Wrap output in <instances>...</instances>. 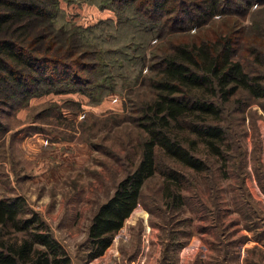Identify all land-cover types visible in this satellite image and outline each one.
<instances>
[{
  "label": "rangeland",
  "instance_id": "1",
  "mask_svg": "<svg viewBox=\"0 0 264 264\" xmlns=\"http://www.w3.org/2000/svg\"><path fill=\"white\" fill-rule=\"evenodd\" d=\"M99 1L58 0L51 18L57 33L37 35L54 33L60 38L80 33L84 47L78 52L97 46V36L114 38L101 49L131 56L138 53L126 45L147 43L149 61L142 78L132 90L111 93L100 102L94 100L95 92L91 97L63 86L45 87L29 97L10 91V97H1L0 199L23 197L27 208L48 224L72 264H264V99L244 92L239 96L244 102L240 111L235 99L225 105V159L201 143L197 152L210 162L209 170L199 173L158 155L159 169L166 166L186 176V204L167 207L165 177L157 173L145 184L144 200L113 245L89 260L92 218L138 158L144 133L135 122L142 103L153 96L148 79L156 73L149 66L158 60L152 54L165 53L176 43L236 33L235 59L248 73L264 77V0L249 6L244 0L227 1L235 10L231 14L215 15L200 27L178 32L170 31L169 22L165 34L149 41L138 22L121 26L116 11L102 8ZM125 15L133 18L129 12ZM102 22L109 24L84 32ZM51 43L46 39L38 46ZM132 64L123 72L134 71Z\"/></svg>",
  "mask_w": 264,
  "mask_h": 264
},
{
  "label": "trees",
  "instance_id": "2",
  "mask_svg": "<svg viewBox=\"0 0 264 264\" xmlns=\"http://www.w3.org/2000/svg\"><path fill=\"white\" fill-rule=\"evenodd\" d=\"M227 1L231 2L100 0L99 6L115 10L123 27L138 22L140 32L149 41L165 34L163 29L169 22H172L170 31L178 32L200 27L215 15L231 14L235 10L230 9L232 4ZM244 1L248 6L255 3ZM57 5L58 0H0L2 101L10 97L9 91L29 97L44 92L45 87L63 86L89 96L96 93V102L111 93L132 90L149 61L145 52L147 43L126 45L138 53L131 56L121 50L101 49L114 38L97 36L100 42L97 46L78 52L79 47H84V36L80 33L60 38L54 33L37 35L38 31H54L51 18ZM127 12L133 18L126 16ZM106 24L109 23L102 22L84 32ZM235 35L176 43L165 53L152 54L158 60L149 66V71L156 73L155 78L148 79L153 96L142 103L135 122L144 133L138 158L92 218L88 230L89 260L103 256L113 245L115 235L144 200L145 184L157 173L165 177L167 207L179 209L186 204L182 194L186 176L166 166L159 169L158 155L195 172L208 171L210 161L200 156L197 148L202 143L215 157H226L222 148L227 130L222 123L225 105L235 99L240 111L244 103L239 97L241 92L250 98L264 99V77L248 73L242 62L235 59ZM46 39L52 43L39 47ZM260 60L258 57L257 61ZM133 61L130 67H136L135 70L123 72ZM79 73L90 77H81ZM27 207L21 196L0 199V264H72L42 216Z\"/></svg>",
  "mask_w": 264,
  "mask_h": 264
}]
</instances>
